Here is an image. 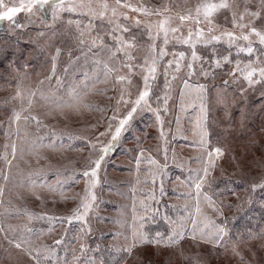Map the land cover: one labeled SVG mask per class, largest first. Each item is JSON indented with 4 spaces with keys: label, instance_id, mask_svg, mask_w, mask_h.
<instances>
[{
    "label": "snow or ice",
    "instance_id": "1",
    "mask_svg": "<svg viewBox=\"0 0 264 264\" xmlns=\"http://www.w3.org/2000/svg\"><path fill=\"white\" fill-rule=\"evenodd\" d=\"M47 12H50V19L46 18ZM20 13L25 14L23 21L18 19ZM221 16L223 24L219 23ZM33 17L37 18L36 21ZM3 21L9 22L11 33L38 22V36L46 37L51 33L56 37L59 34L74 42L80 55L74 56L69 50L68 60L61 71L59 58L64 50L61 46H54L50 61H46L47 71L43 70L45 65L42 64L38 79L28 87L24 81L30 76L27 69L31 65L27 62L20 66L14 62L9 64L16 75L13 77L9 73L10 79L6 81L9 87H14L4 101L5 105H11L6 116L7 126L3 127L4 122H0L5 138L0 151L3 165L0 168V206L9 184L25 190L26 195L18 193L21 199L31 196L42 201L41 192L47 191L64 200H76V203L68 214L59 216L36 213L27 207H4L0 217L10 216L15 211L28 221L47 220L49 233L59 224L63 227V234L54 239L52 246H38L34 241L43 235V230L28 224L22 227L5 224L0 219V238L7 241L3 248L7 256L0 258V264H12L11 248L20 250L29 258L30 264H127L129 257L149 244L179 248L183 256L184 243L195 247L210 245L213 250L219 248L225 253L230 251L238 257L240 264H250L240 245L245 244L250 249L249 241L264 240V217L256 227L246 229V234L237 230L233 237L226 210L242 211L245 203L252 204L255 192L258 189L264 191V176L245 188L246 198L237 196L230 180L223 187L216 183L213 173L226 155V147L221 146L219 140L226 138V130L215 132L210 123L208 100L212 91L221 99L233 92V103L238 102L237 94L244 99L251 89H259L260 95L264 96V0H196L194 4L183 6L179 0L175 4L134 3L132 0H114V3L109 0H19L12 5L0 0V22ZM57 22H60L59 28ZM29 42L34 41L29 38ZM177 46L183 50H178ZM81 57L84 59L83 72L77 77L76 73L81 71ZM161 74L164 85L157 94L156 84ZM68 76L71 79L66 81ZM97 84L106 87L98 89ZM109 90L113 93L108 97L113 101L110 105L102 107L86 99L90 92L103 94ZM172 106L180 112L187 113L191 109L194 113V119L189 121L194 139L188 147L194 149L196 155L188 157L186 163L174 148L171 149L172 162L187 171L186 175L176 177L187 191L177 195L183 204L168 206L173 212L169 215L167 212L161 214L155 205H159L160 196L165 193L170 158L168 138L171 136L175 140L184 135L179 115L175 118V129L171 128V121H167L169 127L165 128ZM83 109L102 113L100 120L89 125L95 130L94 136H79L47 122L57 115L68 118ZM143 111L154 117L158 130L157 155L138 146L132 160L136 184L148 185L151 181V185L139 205L133 186L130 222L119 218L112 221L124 228L123 232L112 235L114 241L123 240V243L109 245L107 258L90 255V252L102 251L100 244L93 249L86 242L94 232L90 217L97 208L96 189L102 182L101 169L135 115ZM29 125L35 126L34 134L27 130ZM101 126L103 131L99 130ZM214 132L216 142L212 139ZM78 140L85 141L88 149L86 162L79 169L68 171L56 167L39 151L72 149L73 142ZM146 151L148 155H145ZM25 155L34 157L39 166L32 167V160H25ZM18 158L28 166L27 169L14 165ZM41 160L45 163L41 164ZM193 162L197 167L190 166ZM142 164L147 168H142ZM141 172H144L143 180ZM80 181L83 182L82 190L73 197H66L65 191ZM227 195L237 196L239 202L235 205L227 202ZM260 204L264 208V201ZM158 219L167 225L166 231H153L149 227ZM235 219L233 215L231 220ZM73 222L79 225L74 237L79 250L71 248L69 260L68 248L64 249L62 257L57 254V249L65 243ZM192 264L203 262L198 255H193Z\"/></svg>",
    "mask_w": 264,
    "mask_h": 264
},
{
    "label": "rangeland",
    "instance_id": "2",
    "mask_svg": "<svg viewBox=\"0 0 264 264\" xmlns=\"http://www.w3.org/2000/svg\"><path fill=\"white\" fill-rule=\"evenodd\" d=\"M134 3H148V4H160V3H176V0H132ZM196 0H179V3L181 6L185 4H194ZM255 2V0H253ZM5 3L12 5L19 3V0H5ZM109 3H114V0H109ZM176 11H179V8H176ZM46 18L50 19V12H47ZM143 18V17H142ZM18 19L20 21H23L25 19V14L20 13L18 14ZM33 21H36V17L32 18ZM155 19V17H153ZM219 23L223 24V16L219 18ZM60 22H57V27L59 28ZM0 38H2L4 41H9L11 39L13 40H21L20 42L24 45V51L26 52V57H24L23 61L20 63L23 65L25 62H27L29 65H31L30 68L27 69V71L30 72V76L28 79L24 81V85L26 87L28 86H33L35 81L38 79L37 73L41 72V65H45L44 71H47V64L46 61H50V53L54 52L55 47L57 46V41H58V35L56 37H52L51 33H49L48 36L46 37H40L37 35V32L40 30V25L38 22H34L33 24L29 25L27 29L23 30H17L16 33H11L9 31V22L8 21H3L0 22ZM135 31V29H133ZM59 37L63 41L64 38H62L60 35ZM29 38L32 39L34 42H29ZM76 47V45H75ZM63 48L65 49L60 58L62 61H66L68 59V54L69 50L72 52L73 47L70 45H63ZM178 50H183L180 48V46H177ZM75 50V49H74ZM73 50V51H74ZM35 51V52H34ZM39 52L40 54L44 55L45 58H42L40 61L37 56H35V53ZM171 52V50H170ZM68 53V54H67ZM33 55V58H32ZM80 55L78 48L74 51V56ZM90 63V61H89ZM79 64L81 65V71H78L76 73L77 77L82 75L83 72V66H84V59L79 61ZM12 69V68H11ZM14 70V69H12ZM89 71L91 70L90 68L88 69ZM66 81L70 80L71 77L68 76L65 78ZM55 83V81H53ZM217 83H220V81H217ZM164 85V78L163 75L161 74L158 78L157 84H156V91L157 94L160 93V90L163 89ZM1 87V86H0ZM96 88H104L106 87L104 84H97L95 86ZM109 89H111V86L108 85ZM1 90V88H0ZM9 91H14V89H11ZM12 92H0V109L2 108V101L4 102L6 98L10 97ZM113 93L111 90H109L107 93L99 94L96 92H90L89 95L86 97L88 102L93 103V104H98L100 106H107L113 103L112 100L108 99V97L112 96ZM233 97V92H228L226 96L221 99L218 98L215 91H212L209 96V106H210V123L212 127L215 129V132L217 131H225L228 135H226V138H221L219 140V143L221 146L226 147V155L224 158L219 162V167L216 169L214 172V175L216 178H223V176H232L236 177L235 180H241V181H246L247 184L250 185L251 182L259 181L261 176H264V155H260V161L256 163V165H249V154L245 151V149L239 145L237 142L233 141L234 139L232 138V134L230 132L235 130L236 125H242L244 123L245 118H251V117H260L258 115V111L261 107H264V96L260 95L259 89H251L248 91L247 96L244 99H240L239 95L237 94V103H233L232 100ZM2 100V101H1ZM153 102H155V97H153ZM7 108V107H5ZM3 109L0 110V116L3 115ZM252 109H255L254 112H252ZM110 114V113H109ZM102 113L98 111H89L87 109L81 110L79 113H72L68 118H64L62 116L57 115L55 118H49L48 123L54 124L58 129L61 127H66V126H73V130H75V134L79 136H94L95 130L90 128L89 125L96 123L98 120H100ZM179 115L181 117V127L184 129V135L182 136H177L175 140L172 139L170 136L169 139V144H170V158L168 161V172L170 174V180H172V175L176 172L177 169L174 168L176 167V163L174 164L171 160V149H175L178 157L181 159L185 160L187 163L188 157L196 155V151L188 145L190 142L194 139L191 128L192 125L189 123L191 119H194V113L192 112L191 109L188 110L187 113L180 112L178 108L172 106V110L170 114L166 117V123H165V128L167 129L169 127V124L167 121H171V128L175 129L176 123H175V118L176 116ZM253 118V119H256ZM226 119L227 121L233 122L232 126L229 128H222L220 127V120ZM219 123H217V122ZM23 121H21V125ZM138 125H140L143 129H146V133L152 137H157L158 135V130L157 127L154 124V117L152 113L148 111H143L135 115L133 121L131 124L128 126V130H131L133 132V135L138 136L136 134V130L138 129ZM218 127V128H217ZM220 127V128H219ZM239 127V126H238ZM241 128V127H239ZM243 129V128H242ZM100 131H103V126L99 128ZM32 131V130H31ZM74 132V131H72ZM215 132L213 134V141L216 142V135ZM249 132L251 133V137L253 140L255 139L256 141H260L264 139V131H259L256 129H250ZM135 136L133 140H135ZM139 140L140 138L137 137ZM120 140V139H119ZM118 140V142H119ZM78 146L73 147L72 149L69 148H63V149H58L57 151L53 152L48 149H40V153L42 155H45L48 157V160L56 167H59L63 169L64 167H69L70 171L72 169H79L84 166V161L82 160V157L84 153L88 155V149L85 141H77ZM156 142L158 143V140L156 139ZM74 143V142H73ZM67 144V142H66ZM83 144V150H81V146ZM80 145V146H79ZM133 147L131 144L127 145L126 147ZM136 147V146H135ZM138 150V148L136 149ZM112 152V151H111ZM109 153V155L111 154ZM257 153V151H255ZM136 154V152H135ZM129 157H133V152H129ZM146 155V153H145ZM128 158L121 159L120 157L116 160V164L120 167H126L130 166V168L135 170V164L134 162L130 161ZM235 157V159L233 158ZM162 159V156L160 157ZM263 158V159H262ZM31 159L25 158V160ZM262 159V160H261ZM32 161V167H38L39 165L36 163L34 159H31ZM16 164H19L21 168H26L27 165L23 163V161L18 160L15 161ZM179 161H177L178 163ZM40 163H45V161L41 160ZM192 168L197 167V165L193 162L190 165ZM141 167H146V164H142ZM177 168V167H176ZM15 170V169H14ZM126 171V170H125ZM125 171L117 172L114 171L111 174L117 178V179H122V177H126L128 181H130L133 185H136L135 188L137 191H140V195H146V189L151 185V181H149L148 185H145L144 183H141V185L136 184V176H135V171L132 172L131 174H128ZM180 173V172H179ZM183 174L186 175L187 171L184 169ZM175 180H172L170 183H167L165 181V193L164 195L160 196V203L159 205H155L156 207L159 208L160 210V204L164 201L169 200L170 202L174 203L177 202L178 204L184 203L182 199H177V195L180 192H173V197H167V191L171 189H176L175 187ZM8 187V186H7ZM159 187V182H157V188ZM9 188V187H8ZM83 188V182L80 181L79 183H76V187L72 188L70 197L75 196L77 193H79ZM142 188V191L140 190ZM16 190L17 195H13L14 197H18L19 194H25L24 189L20 188H13L11 191V194L14 193ZM259 193L264 194V191L257 190ZM242 196H244V192L242 191ZM41 195L43 197V200H34L31 196H26L25 199H21L18 197V200L21 201V203L27 205V208L31 209L32 211L36 213H42L46 212L50 215H66L68 214L69 209L75 206L76 200L73 199H61L59 195L49 193L47 191L41 192ZM64 195L66 197H69L68 190L65 191ZM134 195V194H133ZM135 197H137V194H135ZM98 201L99 197L97 200V208L95 210V213L100 212V209L98 207ZM1 213V211H0ZM93 214L90 217L91 224L92 226L95 225V217L96 214ZM111 215V213H109ZM228 216V214L226 213ZM230 215V214H229ZM0 219H3V217H0ZM23 217L20 216L19 220L15 219L14 220V225L18 226L20 223H23ZM28 222V221H27ZM26 222V223H27ZM32 223H30V227H32L34 224L36 225L35 229L37 230H43V235H40L39 238L35 239L34 243L36 245H47V246H52L54 239H59L60 236L63 234V227L59 224H56L54 226V230L49 233L47 229L49 228V223L47 220H32ZM4 223L6 224V220H4ZM25 223V222H24ZM33 224V225H32ZM102 226L101 232H103L106 228H108L107 225H104L102 223L98 224ZM96 226V225H95ZM94 229V227H93ZM79 230V225L76 222H73V225L71 226L70 230L68 231L67 238L65 240V243L61 245L60 248L57 249V254L59 256L64 255V249L68 248V258L71 260L72 257V252L71 248H76L77 252L79 250V244L76 240H71V238L75 237V234ZM18 235V233H16ZM0 241H2V245L7 246V241H4L2 238H0ZM88 243V241H86ZM248 244H250V249L245 246V244H241L240 248L243 251L245 260L249 261L250 264H264V240H252L249 241ZM188 246V245H187ZM177 251V248H175ZM186 248H183V250ZM142 250V251H141ZM253 250H254V255H253ZM9 251L12 253L13 259H12V264H30L29 258L27 256H24L20 250H16L14 248L9 249ZM210 251V248H205L204 246L197 247L195 249H191L192 256L193 255H198L199 259L203 262V264H240V261L238 257L233 256L231 252L229 251L228 253H225L223 249H219L220 252L217 253V258L214 260H209L206 259L205 256H208V254H204ZM170 251L164 252L160 247H156L154 245L146 246L140 250H138L137 258L139 259H146L150 262V264H160V261L162 259H167ZM213 253V252H212ZM7 256V253H4L0 256V258H3ZM61 256V257H62ZM130 263V262H129ZM7 264V262H6Z\"/></svg>",
    "mask_w": 264,
    "mask_h": 264
},
{
    "label": "trees",
    "instance_id": "3",
    "mask_svg": "<svg viewBox=\"0 0 264 264\" xmlns=\"http://www.w3.org/2000/svg\"><path fill=\"white\" fill-rule=\"evenodd\" d=\"M0 32H1V29H0ZM58 38L59 39L56 43L58 46H61L63 50H65L63 48V45H65V44L72 46L73 50L77 49V47H75L74 42H72L66 38H64V40L62 41L61 38L59 37V35H58ZM20 41L21 40H18V39H16V40L11 39L9 41H6V40L4 41L2 38H0V86H1L0 92H2V91L5 93L13 92V91H9V90L14 89V87H9L8 84L6 83V81L8 79H10L9 73H11V76H13V77L16 75L15 71L9 67L10 62H14V64L16 66H20L21 65L20 63L23 61L24 57H26V52L24 51V49H25L24 45ZM73 50L71 52L72 55H74V51H75V50L74 51ZM35 56H37L40 61L42 60V58H45L44 55L40 54L39 52L35 53ZM32 58H33V55H32ZM82 59H83V57H81V59H80L81 62H82ZM67 60L62 61L61 59H59L61 71L63 70V65L67 62ZM2 104H3L2 108H4V109L2 111L3 115L0 116V122H4L3 127H6L7 126L6 116L8 114V111H9V108L11 107V105L10 104L5 105L3 101H2ZM5 107H7V108H5ZM2 108L0 110H2ZM259 110L260 111H258L259 113L257 116L260 115V117L245 118L244 123H242V125H238L241 128H239L236 125L235 130L230 132V134H229V135L232 134L231 136L234 139L233 141H235L239 145H241L245 149V151L249 154V157H250L249 161H248L249 165H256V163L260 161V155L261 154L264 155V139L260 140V141H256L255 139L253 140V138L251 137L252 132H249L250 129H253V128L256 130H259V131H264V107H261ZM254 111H255V109H252V112H254ZM0 113H1V111H0ZM253 118H256V119H253ZM233 122L227 121L226 119H224V121L220 120V127H222V128L228 127L229 128L230 126H232ZM217 123H219V122H217ZM22 124H23V122H22ZM138 126L139 127L136 130V134H138V136L133 135V132L131 130L127 129L126 131H124L119 142L117 141V143L114 145L111 154L106 157L104 167L101 169L100 178H101L102 182H101V184H99L97 186V189H96L97 195L99 197L98 207L100 209V212L95 213L96 214V217H95V225L96 226L95 225L92 226V227H94V232L87 237V241H88L89 246L93 249L96 247L97 244H100L102 251L95 252V253L90 252L89 253L90 255H95L97 257L104 256L105 258H107V256H108L107 249H108L109 245L114 244V243H116V244H122L123 243V240H119V241L113 240V238H112L113 233H115L117 231L123 232L124 228L120 227L119 225L112 223V221L116 218H119L121 220L127 219L129 222L131 221L132 204H133L132 188H133V186H136V185H133L130 181H128V179L125 176L122 177V179H117L111 173L114 171H117V172L122 171L123 172L126 170L125 174H126V172L128 174H131L135 170L130 168V166H126V167L120 166L119 167L115 163L116 160L119 157L121 159L128 158L129 152H133V154L135 155L134 150H136L138 148V146L144 147L145 149L150 150L151 154L154 156L157 155V152L155 151L157 144H158L156 142V138L148 135L146 133L145 128L143 129L140 125H138ZM3 127H0V151L3 150V144L5 143V138L3 135ZM59 129H65L69 132L74 131L72 133L75 134V130H73V126L61 127ZM27 130L29 131V133L34 134L35 133V126L29 125V126H27ZM222 131H217V132H222ZM21 135H23V132H21ZM226 135H228V134L226 133ZM134 136H135V140H133ZM137 137H139L140 140ZM66 142H67V140H65V143ZM18 143H19V141H18ZM73 144H74V147L78 146L77 141H74ZM128 144L129 145L131 144L133 147H131V148L129 146L126 147ZM82 146H83V144H82ZM255 151H257V153H255ZM145 153H146V155H148L147 151ZM134 155H133V157H134ZM26 157L29 158V156L25 155L24 159ZM87 157H88V155L86 153H84L82 160L84 162H86ZM30 158L35 160L34 157H30ZM129 160L133 162L132 157L131 158L129 157ZM13 163L15 164L16 162L14 161ZM2 167H3V165H2V163H0V168H2ZM27 167L25 169H27ZM176 167H177V164H176ZM176 167L174 166V168L177 170L172 175V180L176 181V183H175L176 191L175 192H180V193L186 192L187 188L182 186L180 184V181H178L176 179L177 176H183L184 175L183 174L184 169L182 170L181 168H179V167L176 168ZM143 168L146 169L147 165H146V167H143ZM63 169H67L68 171H70L69 167H64ZM129 169H132V171H129ZM167 172H168V170H167ZM213 175H214V173H213ZM140 176H141V180H143L144 172H141ZM235 179H236V177L223 176V178L222 177L219 179L216 178V183L220 187H223L224 184L228 183L230 180L231 186L234 187L237 191V196H239L241 198H246L245 188L249 184H247L245 180L241 181V180H235ZM172 180H170V174L168 173L165 181L167 183H170ZM140 185H141V183H140ZM8 187L5 188L4 197H3V205L0 206L1 213H3L4 207L11 206L12 208H21V209L24 207H27V205H25L24 203L22 204L21 201L18 200V197L13 196V195H17L16 190L14 191L13 194H11V192H12L11 190L13 189L11 184H9ZM74 187H76V184L70 186V188L68 189L69 197H70L72 188H74ZM140 190L142 191V188H140ZM172 191H173V189H171V191L170 190L167 191V197H173ZM242 191L245 193L244 196H242V194H241ZM258 193H259L258 191L255 192V194L253 196V203L252 204H250V205L247 203L244 204L242 211H237L235 208L226 210V213L228 214V216L230 218L229 219V226L232 229L233 237L236 236L237 230H239L241 233L246 234V229L256 227L257 224L259 223L260 219L262 217H264V208H262L261 204H260V201H264V194L263 193L258 194ZM135 194H137V197H135V198H136L137 205H139L140 199L143 198L145 195L139 196L140 191H137V190H136ZM237 196L227 195L226 200H227V202L235 205L239 202L237 200ZM9 201H11V205H9ZM171 204H178V203L177 202L172 203L169 200L162 202L160 204L161 214L167 212L169 215H172L173 212L168 207ZM180 204H182V203H180ZM109 213H111V215ZM233 215L236 216L235 220H231V217ZM20 216L23 217L24 219H22L23 223H20V225H18V226L22 227L25 224L29 225L30 223H32L31 221H28L27 218L25 216H23L22 214L17 215L15 211H13L10 216H7V215L4 216L3 222H4V220H6V224L14 225L15 224L14 220L15 219L19 220ZM100 223L108 226V228H106L103 232H101L102 226L98 225ZM32 227L35 228L36 225L34 224ZM149 227L153 231H155L157 229L160 231H166V229H167V225L164 223V221L162 219H158L157 223L149 225ZM17 233L19 234V232H17ZM102 233H103V235H102ZM71 240L73 241L75 239L72 237ZM150 245L151 244L145 245L144 247L150 246ZM201 246H204L205 248H208V249L210 248V251H208L207 253H204V254H208V256H205L206 259L214 260V258L215 259L217 258V253L220 252L219 248L213 250L210 245H201ZM4 247H6V246L2 245V241H0V256L5 253L3 251ZM160 248L162 250H164V252L170 251L169 252L170 255L168 256V258L162 259V261H160V264H192L191 249H195L197 247L192 246L189 243H184L183 248H186V249H184V255L183 256L180 254L179 248H177V251L175 248H168V247H160ZM127 264H150V262L146 259H139L138 260L137 253H134L132 257L128 258Z\"/></svg>",
    "mask_w": 264,
    "mask_h": 264
}]
</instances>
